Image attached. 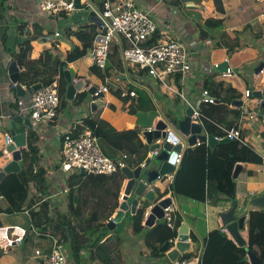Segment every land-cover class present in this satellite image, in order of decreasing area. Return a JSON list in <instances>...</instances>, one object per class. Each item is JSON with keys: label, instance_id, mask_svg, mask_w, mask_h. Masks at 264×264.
<instances>
[{"label": "crops", "instance_id": "1", "mask_svg": "<svg viewBox=\"0 0 264 264\" xmlns=\"http://www.w3.org/2000/svg\"><path fill=\"white\" fill-rule=\"evenodd\" d=\"M117 1L119 0H116L115 3ZM132 1L140 9L149 11L151 19L156 24L158 41L170 40L183 43L193 69L192 72L182 78L180 86L181 92L190 105L201 109L200 99L202 92L206 90L203 88L205 80L214 84L222 83L224 88L228 85L238 95V98L234 100H239L241 106L234 107L230 104L229 108L238 111L239 115L227 114L223 116L220 123L215 125L212 134L218 138L224 136L226 130L238 129L241 137L246 141V145L261 159L260 164H239L241 170L235 179L236 200L234 203L218 196L213 183L207 184L206 199L203 203L177 198L172 191V182L168 181L166 177L161 181L152 183L157 184V187L153 190L157 193L156 200L148 203L142 198L143 200H140L137 204L135 212L143 206H145L146 211H149L157 201L170 197L173 202L176 232L183 222L182 217L191 221L192 229H189L188 232L189 240L193 242V252L191 253L198 255L204 249L207 234L212 228H220L232 240L222 225L220 216L236 204L235 216H245L240 235L246 241L247 214L251 211L264 210V208L252 202L257 198L264 197V171H262L264 167V116L261 112L260 100L244 96L246 90H250L252 93V91L264 88V72L258 75L253 72L254 68L258 67L260 63H264V34L261 33L262 30L264 31V25L258 20L260 15L264 13V8L257 0H221L224 9L222 14L217 11L213 0ZM98 3L99 1L93 3L89 0H81L82 7L87 5L92 9L87 16V20L82 22L81 26L71 25L60 31L56 26V22L70 19L72 13L53 19L39 10L37 0H0V154H2L0 157V172L11 161V156L6 152L5 145V137L10 135L9 122L19 115L15 105L18 97L8 75L9 64L15 62L12 60V55L19 50L18 43L24 41L27 37H35L29 44L31 51L26 53V60L40 59L44 49H49L52 46L56 47V54L65 58L72 49L75 47L81 48L82 46L76 37V32L81 29L90 32L92 24L97 25L94 31L99 32L100 25L89 21L91 17L96 16V11H99ZM259 6L262 8H259ZM209 18L223 19V27L220 31L217 29L209 30L204 27L205 20ZM200 30L206 32L209 37L202 39ZM55 33H59V36L55 37ZM219 33H223L228 37L229 44L234 41L236 34L239 33L237 35L238 45L241 48L228 56L224 48L215 46V38ZM125 46L126 43L121 38L115 39L111 45L110 56L106 64L109 72L106 79L110 93L102 100L106 103L104 108L89 116L91 114L88 107L89 102L76 105L73 100H67L64 105L59 103L57 117L52 122L31 127L32 130H36L38 133L39 153L42 159L40 167L45 170L47 178L46 197L61 210L75 209L77 204L74 199L80 197L81 194L78 188H74L70 197L65 184L67 175L60 169L62 138L65 134L75 129L76 126L83 125L86 120H92L95 122V129L100 135L99 139L103 143L105 152L118 155L121 151L112 148L108 142L115 140L122 132L138 128L140 129L139 137L146 146V158H148L150 150L142 133L153 128L161 118L171 122L172 119L180 121L184 117V110L187 106L181 100L179 104H174L173 97L167 94L165 89L157 84L153 78L145 74L140 76L138 68L124 62L122 49ZM88 55L80 60V64H69L62 71L72 68L75 81L81 80L79 79L80 75L92 81L91 84L86 85L82 79L85 84L82 92L90 86L99 84L91 72L93 66ZM226 58L233 71H238L237 75L234 73L229 78L221 76L218 67L224 63ZM20 71L22 70L18 68V73ZM55 82L58 85L62 84L59 78H56ZM19 84L25 90L27 96L30 91L21 83ZM170 86L176 88L172 82ZM123 92H134L135 97H121ZM126 100L134 101L141 109L147 105L150 108L147 111L140 109L136 114H130L128 106L125 104ZM214 103L219 102L215 100ZM251 115L254 119L250 118ZM22 124L16 122L17 127H22ZM206 133L208 134L207 131ZM158 141L159 144L164 142L161 139ZM187 147L189 148V146ZM22 150H26V148H22L21 153ZM25 163L26 160L20 161V168ZM7 175L0 181V199L4 194L5 200L9 202L8 204H11V194L21 192L23 187L10 188L7 184ZM125 183L126 178L120 188V197ZM97 188L89 187L87 189L88 196H91L92 191L102 192L100 187ZM147 188L150 187L147 186ZM108 189L112 190L113 193V197L108 196V204H111L114 201L115 187H108ZM30 193H33L31 189ZM132 199H134V196L130 195L127 202L130 204ZM89 200L91 203L82 209L85 217L91 213V208H93V204L97 199L90 198ZM121 201L122 199L119 198L118 206ZM117 211L118 208L112 218ZM133 215L130 211L125 212L114 230L102 237L94 250L82 253L81 264H169L170 262L166 256L168 251L165 254H157L159 244L156 236L146 237L151 227L147 228L143 225L142 233L137 235L132 233L131 218ZM8 220H14L20 226H23L20 222L27 223V214H0V227L5 226L1 223L3 221L8 222ZM157 222L158 220L154 222V225ZM97 230V228L87 229L83 236L89 238L90 243H92L99 236ZM42 243L45 244L44 249L36 247L34 251L39 249L46 252L49 249V243H52V239L42 240ZM62 249L68 264H75L70 251L67 249V252L65 247ZM188 254L185 253L182 256ZM12 262L20 264L10 252L6 253L0 250V264H11ZM30 262L32 264L37 263L34 254L30 258ZM26 263H29V260ZM21 264L23 263L21 262Z\"/></svg>", "mask_w": 264, "mask_h": 264}, {"label": "trees", "instance_id": "2", "mask_svg": "<svg viewBox=\"0 0 264 264\" xmlns=\"http://www.w3.org/2000/svg\"><path fill=\"white\" fill-rule=\"evenodd\" d=\"M89 1L93 3L99 1L98 6L100 8L101 0ZM213 1L217 11L223 14L224 9L221 0ZM95 27L97 25L92 24L90 32L84 29L76 32V37L82 46L81 48L75 47L72 49L65 58L56 54V47L52 46L49 49H44L40 59L34 61L26 60V53L31 51L29 44L35 37L30 36L19 42V50L12 55V60L22 70L19 73V83L31 92L34 85L39 84L41 87H45L51 85L56 78H59L62 83L58 85L59 103L64 105L67 102L65 99L66 82L62 71L69 64H78L84 56L90 53L92 41L97 34L94 31ZM204 27L209 30L217 29L220 31L223 27V19L209 18L205 20ZM261 33L264 34V31L262 30ZM237 35L239 33L236 34L235 42L233 41L229 44L228 37L223 33H219L215 38V46L224 48L227 55L231 56L241 48L238 45L239 39ZM200 37L206 39L209 36L206 32L200 30ZM157 41L158 33H154L142 45L150 47L155 45ZM91 72L99 83L104 82L109 76L108 68L106 67L104 71L92 67ZM138 72L140 76L145 74L150 77L145 69H138ZM79 79H83L86 85L92 83V81L85 79L83 75H80ZM171 82L178 90H181L180 73L169 76L167 83L170 85ZM156 83L160 84L158 81ZM222 86V83L214 84L207 80L204 82L203 88L219 102L217 104H201V122L208 134L213 133L215 125L220 123L223 116L227 114L239 115L238 111L229 108L231 102L238 98V95L232 91L230 86L226 85L225 88ZM249 96L254 98L252 93ZM85 102H88V94L85 91L77 93L73 99V103L76 105ZM173 102L174 104H179L180 99L173 98ZM125 104L128 106L130 114H136L141 109L131 100H126ZM149 108L150 106L147 105L141 110L147 111ZM92 115L94 114H89V116ZM15 117L19 124L23 123L24 117L19 115ZM178 121L177 119H172L170 123L176 125ZM85 129H90L99 138L100 135L95 129V122L92 120H86L83 125L76 126L70 133L72 136H76ZM139 134L140 129L134 128L127 132H122L115 140L108 142L112 148L127 154L126 165L131 169L137 168L146 160V146L140 140ZM37 135L36 130L31 128L26 130V150H22L21 160H26V163L21 166L19 172L7 175V184L10 188L14 189L22 186L23 189L21 192L11 194V204H8L9 202L4 198L5 195L1 192L0 214L26 213L27 223H24L23 227L27 231L23 243L32 235H36L40 240L52 239L61 245L62 248L65 247L66 250L70 251L75 264H81L82 253L87 250L89 252L94 250L101 238L109 233L106 225L118 208L120 188L125 177L119 171L108 176L81 175L79 172L66 174L65 184L70 197L74 188H78L81 194L80 197L74 199L77 204L75 209L61 210L45 194L47 178L45 170L40 167L42 159L39 153ZM1 156L2 154H0ZM240 163L260 164L261 159L249 146L241 145L237 141L221 143L213 149L207 147L206 144L188 148L184 151L180 170L174 176L172 191L177 198L203 203L206 199L207 184L213 183L218 195L230 203H234L236 200V183L235 179L232 178V173L235 166ZM113 186L115 187L114 201L108 204V196L113 197L112 190H109L108 187L113 188ZM89 187H100L102 192L92 191L89 197L87 194ZM30 189L33 193H30ZM90 198H96L97 200L94 202L93 208H91V213L85 217L82 209L91 203ZM145 211V206L140 207L131 218V230L135 235L142 233L144 229L142 221ZM90 228H97L99 236L91 244H88L90 239L84 237L83 234ZM176 234V231L170 229L164 220H160L149 229L146 237L156 236L159 244L157 254L160 255L165 254L169 250L168 241L176 237ZM245 243L244 247H240L228 238L220 228H212L207 234L201 264H249L248 251L254 253L261 263L264 264V210L251 211L247 214ZM192 255L194 256V254L189 253L187 256Z\"/></svg>", "mask_w": 264, "mask_h": 264}, {"label": "built area", "instance_id": "3", "mask_svg": "<svg viewBox=\"0 0 264 264\" xmlns=\"http://www.w3.org/2000/svg\"><path fill=\"white\" fill-rule=\"evenodd\" d=\"M115 1L101 0L99 11H96L98 13L96 16L99 17L102 24L100 25L99 32L92 41L91 51L88 55L91 65L104 71L110 56L113 41L119 38L123 39L126 43V46L122 49L124 62L137 66L138 69L147 70L148 75L158 81L167 94L173 98H179L187 107L192 108V122L203 125L200 109L190 105L181 90L171 87L167 83L169 76L180 73L182 84V78L192 72V62L183 43L179 41H157L153 46H143L142 44L157 31L156 24L151 19L149 11L140 9L132 0H119L116 3ZM257 1L264 7V0ZM37 5L44 15L53 19H57L61 15H69L75 10L74 0H37ZM258 20L264 25V13L260 15ZM54 36L58 37L59 33H55ZM224 63L227 67L225 71H221V76L223 78H229L234 74V71L229 66L227 58L224 59ZM263 72L262 70L258 74H262ZM95 89L96 91L88 96V102L102 101L110 93V89L107 86V79L95 85ZM249 94L250 90L244 92L245 97H248ZM121 97H135V93L123 92L121 93ZM214 102L215 98L207 90H204L200 103L212 104ZM16 106L19 116L29 118L32 128L39 124L45 125L52 122L58 114V83L54 81L51 85L41 87L35 92L31 91L25 97L18 98L16 100ZM250 118L254 119L253 115ZM151 129L153 128L148 130ZM217 139H228L229 141H237L241 145H246V141L241 137L240 131L235 128L226 130L224 136L218 137ZM163 141L170 142L169 139ZM10 143L11 137L7 135L5 137V145L7 146ZM156 143L159 144V141L157 140ZM179 143L180 151L176 154L174 160V170L172 173L163 177H167L170 182H173L175 176L174 171L181 164L184 151L188 149L187 144L183 142ZM150 156L151 152L148 157ZM127 158L128 156L124 152L118 155L105 152L102 141L90 129H85L76 136H72L69 131L64 135L62 141L60 169L64 174L82 170L87 175L108 176L118 171L121 172V169L127 167ZM140 166L143 167L144 162ZM262 171H264V167ZM160 180L161 178L156 181ZM149 187L154 190L157 184H150ZM122 197L123 194L120 198L122 199ZM163 211V220L170 229L176 231L177 227L173 218V206L171 205ZM148 215L149 211H145L142 225H144ZM26 231V228L20 225L0 227V250L8 253L13 248L22 245ZM176 240L177 236L168 241L170 246L169 250L174 247ZM202 252L203 249L198 255L181 256L169 264H201ZM34 258L37 262L36 264H68L63 249L54 240H52L51 247L46 252L39 249L35 250ZM11 264L17 263L12 262Z\"/></svg>", "mask_w": 264, "mask_h": 264}, {"label": "water", "instance_id": "4", "mask_svg": "<svg viewBox=\"0 0 264 264\" xmlns=\"http://www.w3.org/2000/svg\"><path fill=\"white\" fill-rule=\"evenodd\" d=\"M75 10L81 9V0H74ZM98 13L96 12V15ZM90 22L102 24L101 20L97 16H93L89 19ZM157 31H155L156 33ZM227 65L222 63L218 67V71H225ZM264 71V63H260L258 67L254 68V73L258 74L260 71ZM234 73L237 75L238 71L235 70ZM8 75L11 83L14 85L16 90V96L22 98L26 96L25 90L19 84V73L16 62H12L8 67ZM63 77L66 82V93L65 99L72 101L75 95L84 90L85 84L82 80H74V70L69 68L63 72ZM41 88V85L36 84L32 87V91H37ZM96 91L95 86H90L86 89L88 96L92 95ZM252 96L260 100L261 112L264 116V88L262 90L252 91ZM106 103L104 101H90L88 104L89 111L91 114H95L104 108ZM234 107H240L241 102L239 100H234L231 103ZM192 108L187 107L184 110V117L182 120L178 121L176 125L167 122L165 119L161 118L153 129L144 131L142 136L145 139L146 144L149 146L151 156L146 158L144 161V166H138L137 168L131 170L128 167L121 169V173L126 178V183L123 190L122 201L118 206V211L115 213L113 219L109 221L106 225L108 231L114 230L116 224H118L124 213L130 211L131 214L135 213L136 206L143 200L152 203L156 200V193L152 189H148L147 186L152 184V182L159 180L172 173L174 170L173 164L176 154L180 151V143L183 142L189 147H194L200 144H206L207 147L213 149L216 145L221 143L229 142L228 139H217L212 134H207L205 128L200 123L192 122ZM17 119L13 118L9 122V133L11 137V143L6 146V152L10 154L11 161L3 168L0 172V181L4 179L7 174L17 173L20 170L19 162L22 160L21 149L26 148V130L32 127L29 118H24L23 126H16ZM168 128V130H167ZM166 140L163 144L154 143L156 140ZM180 170V165H178L174 171L176 174ZM241 167L237 164L233 170L232 178L236 179ZM79 173L84 175V171L80 170ZM160 180V181H161ZM133 195L134 199L131 200L130 204L127 202V198ZM143 198V199H142ZM253 204L264 208V197L257 198L252 201ZM173 204L170 197L161 199L157 201L149 210V215L145 220L144 226L150 228L154 225L156 220L160 221L164 217V209ZM236 204H234L230 210L223 213L220 216L222 225L225 230L232 238L233 242L240 246H245V241L240 235V231L243 229L245 216L236 217L235 216ZM183 222L177 231V240L174 247L166 253V256L170 263L176 261L179 257L185 253L193 252V242L189 240L188 232L192 229L191 221L185 217ZM247 258L249 264H262L257 256L248 251Z\"/></svg>", "mask_w": 264, "mask_h": 264}, {"label": "rangeland", "instance_id": "5", "mask_svg": "<svg viewBox=\"0 0 264 264\" xmlns=\"http://www.w3.org/2000/svg\"><path fill=\"white\" fill-rule=\"evenodd\" d=\"M263 6V5H262ZM259 8H262L261 6H259ZM264 8V7H263ZM91 7L84 5L81 9H77L74 10L72 12V17L70 19L67 20H60L58 22H56V26L57 28L62 31L63 29H65V27L67 26H71V25H77V26H81L82 22H85L87 20V16L89 15V13H91ZM165 41H170V40H165ZM130 65V64H129ZM137 68V66H135ZM157 194V193H156ZM218 195V194H217ZM220 196V195H218ZM221 197V196H220ZM223 198V197H222ZM224 199V198H223ZM20 218V217H18ZM20 222V221H19ZM2 225H14L17 224L19 225L16 221L14 220H8V222L3 221V223H1ZM20 224H24L21 223ZM199 226V225H198ZM199 228V227H198ZM108 230V229H107ZM110 232V231H109ZM52 243H49V247H51ZM88 244H91L90 241ZM44 245L42 243V240H40L36 235H32L30 236V238L25 241L24 243H22V245L13 248L10 253L15 257L16 261L19 262L21 264V262L23 264H32L30 262V258L32 257V255L34 254V248L39 247L41 249H44ZM88 251V250H87ZM29 260V263H26Z\"/></svg>", "mask_w": 264, "mask_h": 264}, {"label": "clouds", "instance_id": "6", "mask_svg": "<svg viewBox=\"0 0 264 264\" xmlns=\"http://www.w3.org/2000/svg\"><path fill=\"white\" fill-rule=\"evenodd\" d=\"M163 220V219H162ZM177 233V232H176ZM177 235V234H176Z\"/></svg>", "mask_w": 264, "mask_h": 264}]
</instances>
